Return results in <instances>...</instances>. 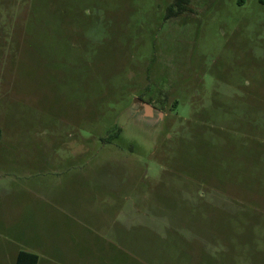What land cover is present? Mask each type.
<instances>
[{"label":"rangeland","instance_id":"1","mask_svg":"<svg viewBox=\"0 0 264 264\" xmlns=\"http://www.w3.org/2000/svg\"><path fill=\"white\" fill-rule=\"evenodd\" d=\"M170 3L0 0V264H264V0Z\"/></svg>","mask_w":264,"mask_h":264},{"label":"trees","instance_id":"2","mask_svg":"<svg viewBox=\"0 0 264 264\" xmlns=\"http://www.w3.org/2000/svg\"><path fill=\"white\" fill-rule=\"evenodd\" d=\"M188 0H171V3L166 9L165 18L174 17L181 14L187 9L186 4ZM118 134V131H114L107 136V139L114 138ZM38 256L34 253L27 251H19L16 255L14 264H37Z\"/></svg>","mask_w":264,"mask_h":264},{"label":"flooded vegetation","instance_id":"3","mask_svg":"<svg viewBox=\"0 0 264 264\" xmlns=\"http://www.w3.org/2000/svg\"><path fill=\"white\" fill-rule=\"evenodd\" d=\"M137 102H135L132 106H135V108H138L139 109V113L141 114V115H143V116H145L147 119H150V118H152L153 119V121H155L156 123L158 122V120H159V116H158V111L154 108V106H153V111L151 112V114H146L145 113V110H144V108H143V106H142V103H145V102H143V101H140V100H136ZM147 104H150V103H147ZM151 106H152V104H150Z\"/></svg>","mask_w":264,"mask_h":264},{"label":"crops","instance_id":"4","mask_svg":"<svg viewBox=\"0 0 264 264\" xmlns=\"http://www.w3.org/2000/svg\"><path fill=\"white\" fill-rule=\"evenodd\" d=\"M50 200V199H49ZM50 201H52V200H50ZM53 217H55V215H57V216H59V217H61V216H67V214H68V212H67V210L66 209H64V210H62V209H60V208H56V210H54L53 211ZM63 226V225H62ZM32 253V252H31ZM17 255V254H16ZM15 258H16V256H15ZM15 262V261H14Z\"/></svg>","mask_w":264,"mask_h":264},{"label":"water","instance_id":"5","mask_svg":"<svg viewBox=\"0 0 264 264\" xmlns=\"http://www.w3.org/2000/svg\"><path fill=\"white\" fill-rule=\"evenodd\" d=\"M137 102V101H136ZM142 106H143V108H144V110H145V113L146 114H151V112L153 111V106H151L150 104H147V103H142ZM158 116H161V114L160 113H158Z\"/></svg>","mask_w":264,"mask_h":264}]
</instances>
